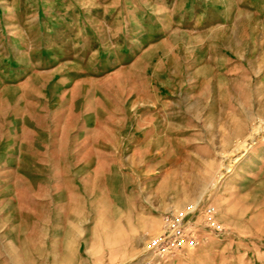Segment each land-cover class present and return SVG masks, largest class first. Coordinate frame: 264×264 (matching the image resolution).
<instances>
[{
	"label": "rangeland",
	"instance_id": "rangeland-1",
	"mask_svg": "<svg viewBox=\"0 0 264 264\" xmlns=\"http://www.w3.org/2000/svg\"><path fill=\"white\" fill-rule=\"evenodd\" d=\"M198 203L167 264H264V0H0V264H140Z\"/></svg>",
	"mask_w": 264,
	"mask_h": 264
},
{
	"label": "built area",
	"instance_id": "built-area-1",
	"mask_svg": "<svg viewBox=\"0 0 264 264\" xmlns=\"http://www.w3.org/2000/svg\"><path fill=\"white\" fill-rule=\"evenodd\" d=\"M188 207L186 212L180 209L165 214L163 222L168 228L145 243L140 264H167L177 252L196 248L202 241V228H208L217 234L223 233V226L218 220L217 207L214 204L198 203Z\"/></svg>",
	"mask_w": 264,
	"mask_h": 264
},
{
	"label": "crops",
	"instance_id": "crops-1",
	"mask_svg": "<svg viewBox=\"0 0 264 264\" xmlns=\"http://www.w3.org/2000/svg\"><path fill=\"white\" fill-rule=\"evenodd\" d=\"M24 80H25V78L21 77L20 80H19V84H21ZM21 118H23V117H21ZM22 121L24 122V125H23L24 131L28 132L29 129H28L26 123H25V120H22ZM21 129H22V127H21ZM25 141H27V140H25ZM23 143L21 142L20 145H22ZM19 147H21V146H19ZM20 155H21V153H20ZM7 160H9V158H7ZM73 177L74 178H73V182L72 183L74 185V188H75L74 190L76 192V187H75V185H76V179H75L76 178V174H74ZM28 189H33L35 191V193H44V191L46 190V188L44 189V185H42V184H41V186H38V187H35V188L32 186L31 188H28ZM37 198L42 199V201H43L42 202L43 208L41 209V211L44 209L45 206H46V208H48L50 205L53 207L55 202L59 203L57 200H55V198L53 196H48L45 199L44 196L37 195L35 199H37ZM75 198H76V196H75ZM36 203H37V201H36ZM55 213H56V211H54V209H53V210H51L50 214L41 213L40 215H37V217H35V218L32 217V218L36 219V221H34V222H35V226H36V232H37V234L39 236L40 241L43 244L45 243L47 245V242L49 240H51L52 246L54 245L56 247V249H57L58 248V243H59V240H60V237L58 235L59 232H60V224H59V219L60 218H56L55 215H54ZM58 217H59V214H58ZM29 218H31V217H29ZM20 221H22V224L27 223V221L25 219H23V218L20 219ZM8 224H12V223H8ZM67 233H69L68 230H67ZM154 235H155V233L153 234V236ZM8 240H11L10 242H8V245H10L9 247L11 249H13L12 239L9 238ZM55 254L57 255L56 257H58V249H57V252ZM8 255L10 256V254H8Z\"/></svg>",
	"mask_w": 264,
	"mask_h": 264
},
{
	"label": "bare ground",
	"instance_id": "bare-ground-1",
	"mask_svg": "<svg viewBox=\"0 0 264 264\" xmlns=\"http://www.w3.org/2000/svg\"><path fill=\"white\" fill-rule=\"evenodd\" d=\"M187 210H188V209H185V208L181 209V211H183V212H186ZM167 228H168V226L165 225V227L161 230V232L155 234L154 237L160 235L161 233H164V231L167 230ZM152 237H153V236H152Z\"/></svg>",
	"mask_w": 264,
	"mask_h": 264
}]
</instances>
